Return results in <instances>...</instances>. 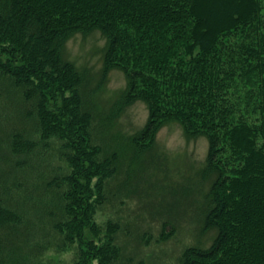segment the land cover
Returning <instances> with one entry per match:
<instances>
[{
  "label": "trees",
  "instance_id": "trees-1",
  "mask_svg": "<svg viewBox=\"0 0 264 264\" xmlns=\"http://www.w3.org/2000/svg\"><path fill=\"white\" fill-rule=\"evenodd\" d=\"M93 32L95 82L65 56ZM112 70L124 86L100 100ZM136 102L145 122L124 134ZM170 122L207 140L201 221L214 232L177 264H264V0H0V264H50L51 244L73 264H122L118 224L93 216Z\"/></svg>",
  "mask_w": 264,
  "mask_h": 264
},
{
  "label": "rangeland",
  "instance_id": "rangeland-1",
  "mask_svg": "<svg viewBox=\"0 0 264 264\" xmlns=\"http://www.w3.org/2000/svg\"><path fill=\"white\" fill-rule=\"evenodd\" d=\"M104 43L98 32L76 35L67 42L65 56L87 67L95 82L100 76ZM124 83L120 71H110L99 99L107 100ZM146 116L144 104L136 102L118 118L117 128L124 134L132 133L142 127ZM206 150L205 137L186 139L181 126L170 122L157 132L150 161L138 166L139 161L128 171L130 182L126 186L118 187L116 179L109 182L106 200L93 220L101 227L107 220L118 224L116 242L122 264H177L185 247L209 245L214 232L202 231L201 221L203 195L211 182V177H202L201 172ZM12 161L8 157V162ZM42 227L46 241H58L48 223ZM73 253L71 247L57 251L51 244L40 253V260L73 264Z\"/></svg>",
  "mask_w": 264,
  "mask_h": 264
}]
</instances>
